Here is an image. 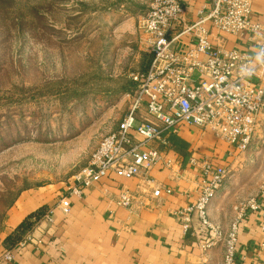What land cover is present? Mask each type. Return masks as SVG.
<instances>
[{
	"label": "rangeland",
	"instance_id": "1",
	"mask_svg": "<svg viewBox=\"0 0 264 264\" xmlns=\"http://www.w3.org/2000/svg\"><path fill=\"white\" fill-rule=\"evenodd\" d=\"M152 1L0 0V243L22 190L72 182L129 113ZM241 159L238 186L264 181V114Z\"/></svg>",
	"mask_w": 264,
	"mask_h": 264
},
{
	"label": "built area",
	"instance_id": "2",
	"mask_svg": "<svg viewBox=\"0 0 264 264\" xmlns=\"http://www.w3.org/2000/svg\"><path fill=\"white\" fill-rule=\"evenodd\" d=\"M255 1L214 0L208 13L200 12L197 21L173 37L169 35L173 24L185 19L182 0L152 1L139 26L151 55L150 64L145 73L132 77L137 90L117 131L102 140L88 165L73 177L67 195L57 203L63 213L70 212L69 196L82 197L85 189L110 175L131 180L146 177L159 164L173 169L177 160L168 150L166 135L183 125L209 130L239 153L249 150L264 114V26L253 20ZM208 25L224 35L251 34L250 39L258 44L257 54L228 49L224 42L211 38ZM183 37L189 38L187 47L178 45ZM153 143L163 149L152 147ZM201 167L203 182L198 199L176 215L182 217L185 232L196 219L202 251L222 244L224 264H233L239 222L248 211L260 212L264 218V208L256 196L240 204L235 221L225 233L210 220L209 207L228 171L207 160ZM148 183L153 181L148 179ZM161 191L153 187V196L159 197ZM166 193L171 194V190ZM259 193L264 196V182ZM134 199L129 189H123L118 204L130 210ZM52 217L53 211L45 215L49 221ZM33 240L29 233L17 248ZM3 258L12 261L13 251L5 252Z\"/></svg>",
	"mask_w": 264,
	"mask_h": 264
},
{
	"label": "crops",
	"instance_id": "3",
	"mask_svg": "<svg viewBox=\"0 0 264 264\" xmlns=\"http://www.w3.org/2000/svg\"><path fill=\"white\" fill-rule=\"evenodd\" d=\"M186 14L183 22L173 24L169 35L180 34L185 25L208 13L214 0H182ZM253 20L264 26V0L253 5ZM210 36L224 42L228 49L256 55L258 44L251 34L224 35L208 25ZM187 47L188 37L179 39ZM168 150L177 165L169 169L159 164L146 177L125 180L115 175L85 189L82 197L69 196L70 212L57 206L67 195L69 183H56L22 191L7 212L0 243V264H224L225 247L221 244L207 251L200 249L196 235L197 221L188 232L176 214L195 204L202 188L201 162L223 166L228 174L209 207L210 220L228 233L239 205L256 193L264 208L259 185L264 181L247 180L237 185L236 173L243 168L234 147L218 139L209 130L183 125L166 135ZM163 149L159 143L151 145ZM197 161L194 163L193 161ZM148 179L153 184L148 183ZM231 182V187L223 191ZM153 187L162 189L153 196ZM123 189L135 197L130 210L118 204ZM170 189L171 194L166 193ZM45 208L53 211L52 221L43 218L31 232L34 240L23 248L17 246L12 261L3 258V242L32 213ZM264 218L260 212L248 211L239 222L238 242L233 264H264Z\"/></svg>",
	"mask_w": 264,
	"mask_h": 264
},
{
	"label": "trees",
	"instance_id": "4",
	"mask_svg": "<svg viewBox=\"0 0 264 264\" xmlns=\"http://www.w3.org/2000/svg\"><path fill=\"white\" fill-rule=\"evenodd\" d=\"M143 60H145V58H143ZM150 61L151 60H149V62L147 63L146 60L143 61L140 67V71H138L137 73H145L150 64ZM122 80L123 83L120 85L119 92L133 95L137 90L138 84L129 77H123ZM46 213L47 212L45 208H41L40 210L26 217L25 220L17 227V229L3 242L4 248L7 251L14 249L29 233H31L35 229L37 224L45 217Z\"/></svg>",
	"mask_w": 264,
	"mask_h": 264
}]
</instances>
